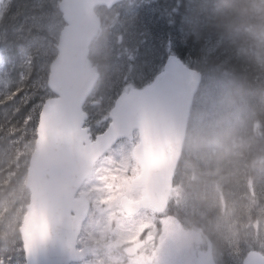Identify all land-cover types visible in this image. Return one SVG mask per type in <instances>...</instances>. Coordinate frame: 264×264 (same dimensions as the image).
Listing matches in <instances>:
<instances>
[{
    "label": "water",
    "instance_id": "water-1",
    "mask_svg": "<svg viewBox=\"0 0 264 264\" xmlns=\"http://www.w3.org/2000/svg\"><path fill=\"white\" fill-rule=\"evenodd\" d=\"M121 0H62L59 6L68 24L51 64L49 88L59 98L47 100L37 131L27 185L31 204L22 227L27 264H70L80 261L77 238L88 213L84 198L75 193L92 172L96 160L120 137L138 128L140 144L134 155L142 174L134 181L145 187L143 198L123 199L127 211L148 206L161 212L168 203L174 172L185 140L187 119L200 74L171 57L154 83L121 98L112 111L114 122L95 141L84 128L82 106L98 78L88 59L89 46L101 20L95 8ZM131 134V133H130ZM203 264H213L210 254ZM244 264H264V255L250 252Z\"/></svg>",
    "mask_w": 264,
    "mask_h": 264
},
{
    "label": "rangeland",
    "instance_id": "rangeland-1",
    "mask_svg": "<svg viewBox=\"0 0 264 264\" xmlns=\"http://www.w3.org/2000/svg\"><path fill=\"white\" fill-rule=\"evenodd\" d=\"M58 1L59 0H25L23 2L24 10H39L38 13L32 15V11H30L29 15L23 19V23L28 25L31 23L32 27L40 30L45 29L49 34V38L47 39L39 37L34 41L36 47L39 48V55L36 56L35 62L37 63V66H39L40 71L42 66L47 63L48 60L50 61L47 55H56L54 38L58 37L64 26L61 15L57 12ZM1 2L2 1L0 0V3ZM167 2L169 3V0H167ZM132 5V9L127 7ZM51 6L52 9H50ZM140 9H143V13L141 11L139 14ZM98 12L108 21L103 29L104 41L100 44L101 46H104L106 41V45L108 46L104 48V51L108 53L111 47H113V51L122 49L123 56L132 59L137 55V53L134 54V44H136L142 47V58L139 62L144 61L142 64L136 63V69H142V66L146 67L149 64L152 66L155 58L154 55L161 48V42H157L155 36L157 33L162 32L166 25L155 12H161V17L164 20H167L170 17L168 7L166 6L160 9L157 0H128L127 5H117L108 11L98 8ZM218 13L220 14L219 11L216 14ZM126 19L129 21V24H126ZM121 21L126 24V34L122 35V42H118L116 40L120 37V34L117 33V30L119 29L118 27H123ZM150 22L155 26L153 29L151 28L147 31L146 34L149 40L145 43V30L141 29V27H145ZM113 28L115 29L113 30ZM109 36H114V41L108 40ZM173 36H175L174 41L181 37L178 30L173 33ZM169 40L164 44V54L168 52L170 53L174 50L175 43L169 42ZM103 56L106 60H109V62L114 61L107 55ZM146 59L149 60L145 62ZM262 62L264 65V58L262 59ZM212 77L214 78V76ZM213 78L209 79L205 84L197 104L196 115L193 121V131H191L190 134L187 160H185L184 166L188 165L191 169L193 162H198L200 160L201 155L193 148V142L209 128L224 127L227 131L232 133L234 136V145L238 154L243 151V148H246L247 153L245 155L247 156V159L245 160V166H243L240 171L239 178L236 181H233V183L221 193V200H223V196L231 195L232 199L227 201L230 207L232 206V200H235L237 203L243 201L248 205L246 210L233 216L234 227L239 230L236 237H230L228 240H223L222 243L219 242V244L224 246L225 253L222 254H226L229 261L234 264H241L245 252L248 249L254 248L256 242H258L261 251L264 252V210L260 208V205L264 204V195H261L264 193V142L263 145L259 147L262 154H259L256 149L258 139L255 134L252 135V137L250 136V133L252 134V132L256 130L259 121H255L254 128L250 127V122L254 119L255 111L248 106L244 93L240 91V89L235 90L230 82L222 80L214 81L215 79ZM234 96L241 104L238 105L235 102ZM261 102L264 105V97ZM262 108L261 114H264V107ZM244 113H247V121L244 119ZM242 135L245 136V139L243 142H240L239 139ZM128 146L131 147V144H128ZM126 148L127 146L125 144L118 145L107 157H104L97 165L94 175L90 177L82 189V191L87 192L92 199V211L95 213V216H93L92 221H90L86 233L82 237L81 244L82 242L85 243L86 237L95 240L93 231L99 224H107L109 227L108 229L112 230L111 225L117 223L120 225L123 232L134 233L124 236L122 242L128 243L134 241L144 228L150 227L153 223V217L151 214V219L147 220L124 218L118 207V196L129 190L126 184L121 183L117 179L121 176L119 169H124L125 167V159L123 155ZM251 170H253V174H251ZM184 185V180H181L176 184V188L173 192V199L177 202L182 201L185 207L188 208L191 204V200L186 197L182 191ZM245 193H247V195H245ZM249 197L252 199H249ZM210 208L213 207L205 209ZM21 211L24 214L23 208ZM143 214H140L139 216L141 217ZM120 217H123L125 221L129 222L128 227H125L120 223ZM162 225L164 233L159 238L158 243L155 246L147 248L136 256V264H161L160 261L166 257L167 253L172 252L173 250L178 255H187L193 252V247H181L176 244L169 233L175 234L185 232L198 240V246H201L203 243L202 238L198 234L184 231L179 227V224L170 217L165 216L162 219ZM13 226L14 225H10V227ZM122 226L126 229L122 228ZM217 231L219 230L217 229ZM105 238L107 239V237ZM221 239H223L222 235ZM108 252L109 250L107 247L103 249V252L97 247L92 250L90 257L82 264H89V262L93 260L96 261V264H103L105 254ZM180 262L183 261L172 260L168 264H179ZM183 263L198 264V262L196 263L191 260ZM15 264H24V257L20 256Z\"/></svg>",
    "mask_w": 264,
    "mask_h": 264
},
{
    "label": "trees",
    "instance_id": "trees-1",
    "mask_svg": "<svg viewBox=\"0 0 264 264\" xmlns=\"http://www.w3.org/2000/svg\"><path fill=\"white\" fill-rule=\"evenodd\" d=\"M168 4L171 6L176 27L180 18L178 16H183L184 12L193 17L202 15L201 24H197V35L190 33L185 48L182 49V53L192 61L191 65L207 70L214 65V62L221 60L233 73V77L250 89V97L257 96L256 92L261 87V79L252 57L253 46L250 44L248 36L238 34L239 29H243L245 26L259 29L264 25L263 13H256L254 0H169ZM203 4L207 5L204 6L205 9L201 7ZM211 5L225 18L223 22L222 17L213 21L210 19L208 6ZM196 6L204 13L186 11H193ZM13 10V13L17 12L18 15L25 13L23 7L20 8V6ZM7 13L4 14L7 19L3 20L0 25L1 29L5 30L3 39H6V44L13 40L16 42L15 36H12L10 31L17 22V17L10 16L8 18ZM188 20L190 22L196 21L192 20V17ZM147 25L149 27L155 26L151 22ZM222 25H226V27H222ZM167 29L166 23L165 29L157 33L155 37L160 38ZM172 30L175 31L174 28L170 31ZM184 37L181 36L180 38L184 39ZM14 59L10 53L6 63L7 96L0 99V150L6 151L5 156L9 158L10 168L15 171L16 167L13 165V160L15 162L21 161L26 155L23 152L28 151V147L34 143L39 105H33L42 99L40 97L44 91L42 87L46 78V70L34 72L30 68L18 67ZM146 61L148 60L146 59ZM107 71L110 77H114L111 66L110 69L107 68ZM136 83L142 85L143 81L138 79ZM261 120L262 123L259 126L260 140L256 145L258 152L260 145H263L264 142V114H261ZM9 170L7 168V171ZM251 173L253 174V171ZM184 212L173 215L180 218L190 216ZM190 221L195 226L200 225L198 221H194L192 218Z\"/></svg>",
    "mask_w": 264,
    "mask_h": 264
},
{
    "label": "clouds",
    "instance_id": "clouds-1",
    "mask_svg": "<svg viewBox=\"0 0 264 264\" xmlns=\"http://www.w3.org/2000/svg\"><path fill=\"white\" fill-rule=\"evenodd\" d=\"M193 148L200 153L201 158L198 162H193L190 169V174L194 178L193 183L184 185L182 189L184 195L190 198L191 204L186 208L182 201H178L175 205L170 203L165 215H179L182 211L188 210L198 215L205 208L215 207L218 211L213 218L214 227L211 230L202 229L201 234L209 239L216 237L217 242L222 243L223 240L236 237L239 230L234 227L233 216L248 208L243 201L237 203L235 200H232V206L229 207L227 201L232 199L231 195L224 197L225 202L221 201L222 191L239 178L247 156L244 151L238 154L233 134L224 127L206 129L193 142ZM5 167L10 170L0 177V224H2L0 243L7 248L22 235L20 233L23 224L21 210L31 195V190L23 178L14 177V170L10 168L9 163H6ZM249 199L252 198L249 197ZM260 208L264 210V204L260 205ZM138 219L147 220L151 219V216L145 213ZM119 221L125 227L129 226V222L123 217H120ZM10 225L14 226L10 227ZM151 233V228H145L139 234V241L145 248L150 247ZM128 234L134 233L123 232L119 224L112 230H109L106 224L97 225L93 231L95 240L86 237L85 248L92 251L99 247L103 252V249L107 247L109 252L105 254L103 264H136V255L131 251L135 245L122 242L124 236ZM169 235L181 247L194 248L199 243L195 237L185 232L169 233ZM142 250L136 249L137 252ZM89 264H96V261H90Z\"/></svg>",
    "mask_w": 264,
    "mask_h": 264
},
{
    "label": "bare ground",
    "instance_id": "bare-ground-1",
    "mask_svg": "<svg viewBox=\"0 0 264 264\" xmlns=\"http://www.w3.org/2000/svg\"><path fill=\"white\" fill-rule=\"evenodd\" d=\"M204 6H207V5H205V4L201 5V7L203 9H205ZM208 7L210 8V10H208V11L210 14V19L212 21L222 17L219 13L216 14L218 12V10L214 9V7L212 5L208 6ZM186 11L187 12H195V13H198V12L204 13V11L200 10V8H198L197 6L193 11H191V10H189V11L186 10ZM201 16L202 15H197L196 17H193V16L188 15L186 12H184L183 16L181 18H179V21L177 22V27L175 28V31H173V33L176 32V30H178L182 37L183 36L188 37L190 33L197 35V32H198L197 24H201V22H200ZM191 17H192V20H196V21L190 22L188 19H190ZM225 17H228V16H225ZM224 20H225V18L222 17V22ZM222 27H226V25H222Z\"/></svg>",
    "mask_w": 264,
    "mask_h": 264
}]
</instances>
